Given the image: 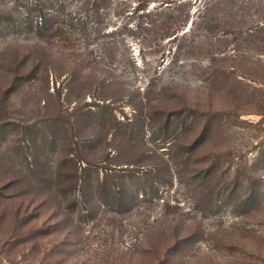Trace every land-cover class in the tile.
<instances>
[{
	"label": "rangeland",
	"instance_id": "obj_1",
	"mask_svg": "<svg viewBox=\"0 0 264 264\" xmlns=\"http://www.w3.org/2000/svg\"><path fill=\"white\" fill-rule=\"evenodd\" d=\"M135 4L0 0V264H264L256 55Z\"/></svg>",
	"mask_w": 264,
	"mask_h": 264
},
{
	"label": "trees",
	"instance_id": "obj_2",
	"mask_svg": "<svg viewBox=\"0 0 264 264\" xmlns=\"http://www.w3.org/2000/svg\"><path fill=\"white\" fill-rule=\"evenodd\" d=\"M85 1L86 4L100 7L107 0ZM152 3L155 5L151 10L163 13L159 19L161 25L159 35L173 39L178 36L181 27L188 22L192 8L198 6L194 11V14L196 13L195 18L191 20L189 27L203 29L210 36H216L215 41L217 36L224 38L231 36L245 44V49L252 50L256 55L254 70L262 73L259 77L250 76L249 79L264 83V0H136L134 10L148 9ZM56 14V11L44 12L40 9L37 27L39 30H50L49 37L62 41L70 34L67 27L60 24L56 25L53 30L49 28L50 22L57 17ZM188 31L191 29L185 30L183 34ZM207 38L210 39L211 37ZM210 42L212 43L205 45L207 47L197 51H204L212 57H210L211 59H215L218 53L225 56L237 52L239 55L232 54L231 56L240 57L241 50H239L238 44L237 47L233 46V52H231L225 48L226 39L220 44V48H215L217 45L213 43V39ZM213 52H215L214 56L211 54ZM232 70H235L234 66H232ZM237 75L244 76L246 74L237 72ZM257 112L264 116L262 110L258 109Z\"/></svg>",
	"mask_w": 264,
	"mask_h": 264
}]
</instances>
